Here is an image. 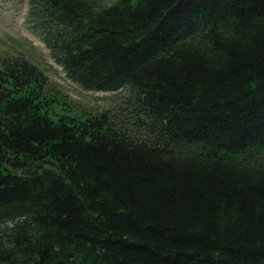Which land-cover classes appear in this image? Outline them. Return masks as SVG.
Segmentation results:
<instances>
[{
	"label": "trees",
	"instance_id": "16d2710c",
	"mask_svg": "<svg viewBox=\"0 0 264 264\" xmlns=\"http://www.w3.org/2000/svg\"><path fill=\"white\" fill-rule=\"evenodd\" d=\"M29 3L70 80L122 92L73 112L0 60V264H264V0Z\"/></svg>",
	"mask_w": 264,
	"mask_h": 264
},
{
	"label": "rangeland",
	"instance_id": "374dc122",
	"mask_svg": "<svg viewBox=\"0 0 264 264\" xmlns=\"http://www.w3.org/2000/svg\"><path fill=\"white\" fill-rule=\"evenodd\" d=\"M100 5H111L116 0H95ZM29 0H0V60L23 55L34 62L48 77L50 93L66 102L73 112H100L114 105L119 91L97 92L85 90L70 80L63 68L52 58L44 41L29 27ZM123 93L127 94L125 89ZM58 104L55 112H65Z\"/></svg>",
	"mask_w": 264,
	"mask_h": 264
}]
</instances>
